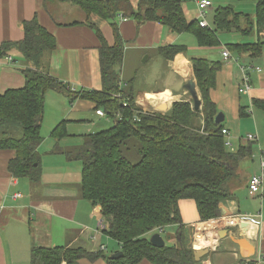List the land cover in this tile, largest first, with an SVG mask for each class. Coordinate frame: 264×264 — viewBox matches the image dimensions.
I'll return each mask as SVG.
<instances>
[{
    "label": "trees",
    "instance_id": "16d2710c",
    "mask_svg": "<svg viewBox=\"0 0 264 264\" xmlns=\"http://www.w3.org/2000/svg\"><path fill=\"white\" fill-rule=\"evenodd\" d=\"M71 2L86 16L97 15L111 22L115 42L109 46L93 25L100 39V90H69L49 73V57L56 49L55 36L34 16L22 22L23 37L19 41L0 43V59L18 51L25 62L19 71L24 84L0 93V149L13 150L7 169L14 177H28L36 182L41 176L40 154L46 93L65 92L70 99H86L102 109L110 119L107 128L84 135L81 145L62 151L56 143L53 151L63 153L68 160L81 163L80 195L100 212L103 232L115 240L122 255L111 259L102 250L91 251L83 246H33L30 264H82L103 259L107 264H200L194 250L185 239L179 201H195L200 221L219 215V206L233 193L229 181L237 177L241 161L250 158L253 142L240 143L235 150L225 145L221 133L224 123H216L218 109L211 98L216 73L221 61L191 57L201 107L190 101H173L165 111H143L135 102L132 83L122 86L117 66L123 60V40L116 17L132 18L137 24L155 21L175 33H189L200 47L220 45V32L249 35L256 31L253 42L227 43L228 50L259 57L264 46L260 32L264 31V0L253 1L254 14L236 10L228 4L214 8L211 26L202 27L198 20L188 21L182 0H57ZM71 22L66 25H74ZM180 44L159 47L164 59L184 51ZM117 95V96H116ZM253 107L264 113V99L252 98ZM247 107L239 108L246 116ZM67 120L60 121L51 131L58 142L68 136ZM135 143L138 161L132 162L125 151L129 141ZM178 224L176 243L154 246L149 238L153 231L161 234L166 226ZM150 234V235H149Z\"/></svg>",
    "mask_w": 264,
    "mask_h": 264
},
{
    "label": "crops",
    "instance_id": "0c3cea01",
    "mask_svg": "<svg viewBox=\"0 0 264 264\" xmlns=\"http://www.w3.org/2000/svg\"><path fill=\"white\" fill-rule=\"evenodd\" d=\"M130 1L135 7L137 0ZM182 1L186 19L199 20V0ZM213 3L211 0V5L204 12L205 18L209 13L211 21ZM34 16L56 39V49L49 57V73L66 86V92L100 90L101 43L93 25L100 30L106 43L112 46L115 35L111 22L94 14L86 16L83 10L68 1L0 0V43L19 41L23 37L22 22ZM115 20L123 40V60L116 68L122 86L127 82L132 83L135 102L143 111L165 112L173 101L181 99L193 104L186 89L189 80L194 82L201 100L190 58L205 57L222 62L210 94L218 112L224 115L222 122L227 124H223L229 134L227 139L231 136L239 141L238 145L247 142L246 138L237 136L239 126L244 125L247 131L255 135V142L261 151L257 166L251 164L253 155L246 158L248 161L244 159L240 162L237 177L229 181L233 196L220 204L218 216L247 215L251 219L237 221L235 225H219L213 221L214 218L200 221L195 201L182 199L179 201L181 231L194 252L207 251L200 258V264H240L244 259H254L263 254L264 180L261 192L255 195L248 193V181L260 171V159H264V113L251 104L252 98L264 99V46L256 58L232 50H229V59L222 57V51L228 49L227 43L256 41V31L248 35L252 37L247 41H240L236 36L241 33L232 31V34L224 37L225 40H219V46L209 48L198 46L193 35L171 32L155 21L137 24L132 18L120 16ZM75 21L78 23L66 25ZM171 44L183 45L185 50L171 59H164L157 49ZM10 57L11 60L0 59V93L24 84V76L19 69L24 67L25 62L13 52ZM129 61L136 65L133 70L127 66ZM241 66L250 76L251 89L247 94L239 92ZM164 69L167 71L161 74ZM241 106L247 107L246 116L239 115ZM47 109H56V114L50 112V131L60 119L68 122V136L58 143L62 151L77 148L84 135L107 128L111 122L107 116L96 113L91 101L73 100L65 92L50 90L45 96L42 141L37 147L41 168L39 180L33 182L28 177L11 175L7 164L15 152L0 149V264H30L33 246H83L91 251L102 250L108 255L119 250L117 242L103 232L105 225L100 212L80 195L81 163L68 160L63 153L53 151L56 140L50 136V131L43 132ZM178 227V224L169 225L161 231L165 243H176ZM165 229H169L166 237L163 236ZM81 263L107 264L103 259L94 262L82 260ZM138 264L151 263L142 260ZM259 264H264V261Z\"/></svg>",
    "mask_w": 264,
    "mask_h": 264
},
{
    "label": "built area",
    "instance_id": "2783aa9c",
    "mask_svg": "<svg viewBox=\"0 0 264 264\" xmlns=\"http://www.w3.org/2000/svg\"><path fill=\"white\" fill-rule=\"evenodd\" d=\"M211 5V0H199L197 1V6L200 11V19L198 20L199 25L202 27L208 26L207 20L204 18V12ZM260 36L264 37V31L260 32ZM222 57L226 60L231 57L230 52L228 49H224L222 51ZM8 60H11L10 56L6 57ZM242 70V78H241V85L239 87V92L243 94L249 93L251 89L250 85V76L247 74L245 67L241 66ZM117 96V95H116ZM96 113L100 116H105V113L102 109H96ZM221 133L225 137V145L227 147L231 146V143L227 139L228 131L226 128H223ZM246 141L255 142L256 137L255 135L248 134L246 136ZM260 171L259 173L253 174L249 181H248V193L250 195H255L256 193L261 192L262 183L264 180V159H260ZM251 217L247 215H241L239 217H228V216H218L213 219L216 224H226V225H235L237 221L244 222L250 220ZM101 249H103V246H101ZM260 261H264V253L259 255L258 257H255L254 259H244L240 264H259Z\"/></svg>",
    "mask_w": 264,
    "mask_h": 264
},
{
    "label": "rangeland",
    "instance_id": "374dc122",
    "mask_svg": "<svg viewBox=\"0 0 264 264\" xmlns=\"http://www.w3.org/2000/svg\"><path fill=\"white\" fill-rule=\"evenodd\" d=\"M214 1V3H213V8H216V7H218V6H224V5H228V4H231V5H233V7L236 9V10H238V11H243V12H245V13H249L250 15H253L254 14V2L253 1H237V0H213ZM73 4V3H72ZM84 12V11H83ZM204 18H205V13H204ZM207 20L210 22V23H212L211 22V18L209 17V13H207ZM205 18V19H206ZM230 34H232L231 32L229 33V32H220L219 34H218V37H219V40H225V38L224 37H226V36H228V35H230ZM186 35H188L189 37H191V38H193L191 35H189V34H186ZM233 35H235V34H233ZM236 37H238L239 38V40L240 41H247V40H249V38H251L252 37V35H250V36H248V35H245V36H241V34H239V36H236ZM223 43H224V41H222ZM13 54L15 55V56H20V54H19V52L18 51H16V50H14L13 51ZM128 68L129 69H131V70H133L134 68H135V63H133L132 61H129V63H128ZM128 69V70H129ZM167 70L166 69H164V70H162L161 71V74H163V73H165ZM69 106H67V107H65V108H68ZM55 112V114H56V109H51L50 111H49V109H47L46 110V113H45V116H44V122H43V125H42V130H43V132L44 131H47V133L50 131L49 130V124H51L50 123V119H51V115H50V112H52V114L54 115V112ZM55 118H57L58 117V114L56 115V116H54ZM61 121V119L57 122V124L59 123ZM68 123V122H67ZM56 124V125H57ZM106 124V123H105ZM224 124L225 125H227L225 122H224ZM224 125V126H225ZM51 128V127H50ZM66 128H67V124H66ZM53 129V128H52ZM52 129H51V131H52ZM51 131L49 132L50 133V136H51ZM67 132H68V130H67ZM45 133V132H44ZM248 133L249 134H251V135H253L252 133H250L249 131H247L246 130V128H245V126L244 125H241V126H239V130L237 131V136H241V138H246V136L248 135ZM229 135V134H228ZM52 137V136H51ZM67 137V136H66ZM53 138V137H52ZM63 138H65V137H63ZM77 140H78V138H77ZM229 140H231L230 142H232L231 143V146L230 147H228V149L229 150H235L236 148H237V146H238V142L239 141H237V140H235L234 138H232L231 136L229 137ZM71 141V140H70ZM73 141H75V140H73ZM58 144L59 143V141L57 142H55V144ZM54 144V145H55ZM135 143L133 142V140H131V141H129V143H128V147L130 148L129 150H127V151H125V153H126V155L129 157V159L132 161V162H136V161H138V159H139V156H137L136 155V153H135V147L133 146ZM263 150H264V148H262ZM260 151L261 150H259V148H258V146H257V143L256 142H253V152H252V155H253V160H252V162H251V164L253 163V165L254 166H257V160H258V155H259V153H260ZM247 161H248V159H246ZM250 160V159H249ZM259 173V172H258ZM168 232H169V229H165V232L163 233V236L164 237H166V235L168 234Z\"/></svg>",
    "mask_w": 264,
    "mask_h": 264
},
{
    "label": "water",
    "instance_id": "95a60500",
    "mask_svg": "<svg viewBox=\"0 0 264 264\" xmlns=\"http://www.w3.org/2000/svg\"><path fill=\"white\" fill-rule=\"evenodd\" d=\"M186 89L188 91V94L190 95L192 102H193V108L195 110H197L201 104V100L199 99L197 92L195 90V84L192 80H189L187 82L186 85ZM215 122L216 123H220L224 120V115L222 112H218L215 116ZM149 241L156 247H162L165 244V241L163 239V237L161 236V234L159 232L153 233L150 238ZM207 251L206 250H198L194 252V258L195 260H200V258L202 257L203 254H205ZM122 255V252H116L113 253L112 255H110L111 259H116L118 257H120Z\"/></svg>",
    "mask_w": 264,
    "mask_h": 264
}]
</instances>
